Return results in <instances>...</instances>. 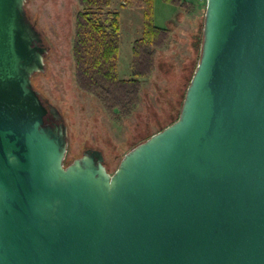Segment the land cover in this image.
Returning a JSON list of instances; mask_svg holds the SVG:
<instances>
[{
    "label": "water",
    "instance_id": "95a60500",
    "mask_svg": "<svg viewBox=\"0 0 264 264\" xmlns=\"http://www.w3.org/2000/svg\"><path fill=\"white\" fill-rule=\"evenodd\" d=\"M25 2L0 0V264H264V0H206L177 119L112 173L64 163Z\"/></svg>",
    "mask_w": 264,
    "mask_h": 264
},
{
    "label": "rangeland",
    "instance_id": "374dc122",
    "mask_svg": "<svg viewBox=\"0 0 264 264\" xmlns=\"http://www.w3.org/2000/svg\"><path fill=\"white\" fill-rule=\"evenodd\" d=\"M190 1L193 6L186 11L174 3L154 0L153 22L168 27L169 38L155 53V67L143 80L139 102L130 115L116 122L98 98L82 92L75 80L71 45L79 0H26L27 16L48 48L44 71L33 74L31 82L43 99L57 107L67 126L65 164L85 149L96 148L103 152L104 165L112 173L127 151L176 119L202 40L206 0ZM117 9L121 17L118 69L120 76L127 77L141 14L136 9Z\"/></svg>",
    "mask_w": 264,
    "mask_h": 264
},
{
    "label": "trees",
    "instance_id": "16d2710c",
    "mask_svg": "<svg viewBox=\"0 0 264 264\" xmlns=\"http://www.w3.org/2000/svg\"><path fill=\"white\" fill-rule=\"evenodd\" d=\"M164 1L186 11L193 6L190 0ZM112 2L79 0L71 54L79 89L97 97L103 108L118 122L122 116L130 115L139 102L143 80L153 72L155 53L164 47L170 29L154 24V0H115L116 7ZM119 7L136 9L141 14L142 25L140 30L137 28L138 35L132 42L127 77L120 76L118 69L121 38Z\"/></svg>",
    "mask_w": 264,
    "mask_h": 264
},
{
    "label": "flooded vegetation",
    "instance_id": "af4514ba",
    "mask_svg": "<svg viewBox=\"0 0 264 264\" xmlns=\"http://www.w3.org/2000/svg\"><path fill=\"white\" fill-rule=\"evenodd\" d=\"M50 117V116H49Z\"/></svg>",
    "mask_w": 264,
    "mask_h": 264
}]
</instances>
